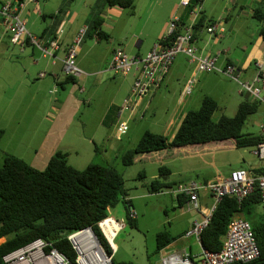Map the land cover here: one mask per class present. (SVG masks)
<instances>
[{"label":"rangeland","instance_id":"obj_1","mask_svg":"<svg viewBox=\"0 0 264 264\" xmlns=\"http://www.w3.org/2000/svg\"><path fill=\"white\" fill-rule=\"evenodd\" d=\"M40 1L43 4L48 2V11H45L47 18H59V11L60 13L67 12L68 15L71 14V17L75 15L82 16L80 20L73 19L74 22L82 24L87 19L86 13L90 12V8L92 10L97 8L101 0ZM170 2L172 0H164V3ZM43 4L41 9H44ZM224 5L227 7L224 17L229 19L228 21L224 20L226 37H216L215 34L210 35L209 33H207V36L211 41L218 40V43H221V45L224 43L222 48H225L226 45L232 47L236 60L242 62L246 53L251 50L254 40L259 37L262 28V22L259 18L253 17V8L259 7L264 13V5L256 3L254 6L245 8L247 10L251 8V11L245 10L241 12V6L235 5L233 0H205L204 3L205 7L209 9L214 8L217 11ZM122 9L125 11V14L122 17L120 27H125L126 22L131 18L129 25L136 29V33H139L143 23L149 20L155 22L156 26L146 29L150 36L156 34L162 12L157 13L158 18L156 22L154 19L147 17L146 8L140 17L135 15L136 8L134 12L130 8ZM237 15L239 16L238 21L235 23V27L237 26V28L233 32L231 29ZM0 31L2 32V30ZM220 31L219 29L218 33ZM86 39L87 42L92 41L89 37ZM108 40L102 39V41ZM119 42L121 41L115 42L116 48L124 49L125 43L121 42L119 44ZM13 50L16 53L12 54ZM19 50H22V47L11 43L10 35L8 37V35L0 33V127L5 130L0 142V168L3 166L6 153L15 154L32 164L33 162L35 163L37 152L42 151L46 156L54 149L55 151L51 156L57 152L65 153L68 163L78 169H84L91 163L113 166L123 175L127 191L125 199H121L114 207L109 209V216L125 223V226L120 229L114 238V260L116 263H159L161 253L166 252L165 250L158 249V237L160 233L165 232L168 236L175 235L176 231H179L184 224L185 220L183 218L187 216H178L181 209L171 189L165 187L160 192L151 191V182L157 176L161 179L165 178L160 173V168L164 165L163 163L158 164L159 161L154 162L152 160L146 162L137 160L130 165H126L123 163V154L129 148L135 146L148 130L170 136L171 132L176 128L178 120V117L175 118L172 126H168L171 119V110L168 109L178 99L175 92L171 88L164 86L162 90L165 93L164 96L153 99L150 104L149 102L144 103L145 106L146 104L148 105L146 110L135 111L130 117L124 114L119 118L117 116L118 110L124 105L125 101L121 97L124 91L123 84L121 86L120 83L115 81V78L105 80L98 86L99 91L95 97V101L89 103L86 101L88 97L87 90L91 87L83 83L79 76L74 77V81L66 82L67 75H65L64 71L61 75V80L65 82L64 85L67 88L74 85L86 88L85 92L80 91L78 88L77 94L82 99V102L75 113L72 114L69 111V107H67L74 104L71 100L67 99L68 91L63 89L62 84L59 85V94H53L47 88V95L44 98L42 97L44 93L40 91L37 95L39 97L37 100H34L30 105H23L18 108L9 99L7 101L9 91L17 84L20 78L24 77V71L22 70L25 67L32 68L30 66L31 60ZM35 51L37 52L36 54H41L36 47ZM42 53L44 54L43 51ZM4 57L14 60V67L12 69L15 72L13 75H9L6 72L8 63ZM32 58H37V56L33 54ZM187 58L190 60V57L187 56ZM76 62L77 56L75 64ZM252 69L253 66L250 70L252 71ZM111 71L119 73L120 79L122 78V72ZM210 73L214 77L207 85H209L210 90L216 96L219 104V108L214 113L213 119L217 121L222 115L234 116L240 102H242L239 100L240 97L237 96V91L241 88L240 84L225 75L223 76L222 73L216 71H211ZM215 76H220L221 78L219 79ZM50 78H52L51 75L48 76V79ZM36 79L38 80L39 77ZM173 84H181L180 86H183V81L175 80ZM193 87H197L196 81ZM113 98L115 99L114 101H112ZM111 102L113 104L109 112L108 105ZM55 104H60L63 108L67 107L61 121H59L60 123L56 124L55 122H51L49 116L45 117L47 110L53 112ZM128 111L130 112V110ZM42 117H45V119L43 118L44 122L41 123L38 129L30 127L31 121L39 122V118L42 120ZM252 119H256V122L252 121ZM123 120L127 121L130 130L125 135L119 136L118 126ZM262 128H264V102L258 101V110L248 117L243 127V132L250 130L261 132L260 129ZM249 148L252 147L237 148L235 150L236 154H230V159L239 155V151H246ZM192 176L196 179L200 178L198 177L199 174H192ZM128 199L132 203V209L137 212V217L134 218L133 222L128 218L129 209H127L125 202ZM192 208L193 210L195 209L194 207ZM205 211H208V208ZM263 213L264 208L262 204H258L254 206L251 213L246 214L247 217L245 218L253 224L255 221L260 220ZM4 240L5 238L0 240V243ZM188 242L193 244L194 253L200 251L199 245L193 238L188 239Z\"/></svg>","mask_w":264,"mask_h":264},{"label":"crops","instance_id":"obj_2","mask_svg":"<svg viewBox=\"0 0 264 264\" xmlns=\"http://www.w3.org/2000/svg\"><path fill=\"white\" fill-rule=\"evenodd\" d=\"M22 1H24V5L21 8V16L26 19L28 30L37 35L44 43H47V41L51 39H58L59 47L54 51V55L51 56L48 54L46 55L45 53L43 54L37 46L30 42H27L24 47L20 45L22 50L19 51L31 60L30 66L32 68L25 67L22 70L24 71V77L20 78L17 84L9 91L7 101L9 99V101L18 108L23 105H30L34 102V100H37L39 98L37 95L40 91L44 93L42 94V97L44 98L47 95V88L51 91V93L59 94V85L63 83V89L68 91L67 99L71 100L74 104L67 107H69V111L72 114L77 111L82 102V99L77 94L78 88L83 92L86 91V88L80 87V85H74L67 88L64 85L65 82H62L61 80V75L64 73L63 59L79 28L84 25H90L92 21L91 18H94L97 15H100L103 19L102 28L105 32L110 34V37L108 41H102V39L98 38L95 34L90 36L88 33V36L85 37L80 49H78L76 64L83 71V74L79 76L80 80L91 87L87 90L88 97L86 101L89 103L94 102L99 91L98 86L100 83L105 80L115 78L117 83H120L121 86L122 84L124 85V91L121 97L125 100L124 105L119 108L117 116L121 118L125 114L127 117H130L135 113V111H140L141 109L146 110L148 105L146 104L145 106L144 103L149 102L150 104L153 99L164 96L165 93L162 90L164 86H167V88H171V90L175 92L176 97H178L176 103L171 105L168 109L171 110V119L168 126H172L175 118L178 117L176 128L171 132L169 136L170 138L175 136V133L187 112L191 109H196L201 105V99L203 96L208 95L217 99L212 90H210L209 85H207L209 81L213 80L214 75L210 73L211 71L199 70L196 62L189 60L186 54L180 53L173 61L169 71L163 75L161 83L157 88L142 97H132L131 89L135 80L134 73L132 72L127 75L122 74V78L120 79L118 75L119 73H113L109 66L112 60L113 51L117 47L115 46L116 41L125 43L124 49L130 55L145 56L153 49L159 39L168 34L169 23L172 16L179 15L181 18L180 24L183 27H195V25H198L195 32V45L198 48V53L201 55L218 56L216 65L219 67L224 68L227 65L236 66L241 70V78L243 77L242 80L253 81L257 73V63L264 62V37L261 35V32L259 37L252 43L253 46L251 50L246 53L242 62L236 60L232 47L226 45V49L222 48L224 43L221 45V43H218V40L211 41L208 38L207 33L210 35L215 34L216 37H226L224 20L228 21L229 19L224 17L227 10L225 5L217 11L214 8L209 9L205 7V0H203L201 5H199L200 7H195L192 4L191 6H184L182 4L183 0H172L170 3H164V0H143L142 2L141 0H136V16L140 17L146 8L147 17L154 19L157 22V13L162 12L157 32L154 36H150L146 28L156 26L155 22L149 20L145 21L141 26L139 33H136V29L129 25L131 20L130 18L126 22L125 27L122 28V26L120 27V23L125 11L118 6H106L105 0H101L98 3L99 5L97 8L93 10L90 8V12L86 13L87 19L82 24L73 21L74 18L80 20L82 16L75 15L74 17H71V14L68 15L67 12L60 13L59 11V18H47V13L45 11H48V2L43 4L40 0ZM233 3L235 5H240V11L244 12L247 10L245 9L246 7L254 6L256 3L264 5V0H233ZM42 4L44 9H41ZM194 7V11L191 10V8ZM199 8H201V10H199ZM258 9L259 7L253 8L254 18L258 14ZM247 11H251V8ZM90 15L91 18L89 19ZM238 17L239 16L237 15L234 19L235 21L231 29L233 32L237 28V26L235 27V23L238 21ZM211 21L213 23L215 22L214 25L218 26V30H221L219 33L218 30L213 34L207 31V27L209 26L208 23ZM60 28L62 29V32L58 33ZM122 29L124 30L123 32ZM0 30H2V32L0 31L1 34L8 35L9 37L10 33L2 23L1 18ZM87 37L91 38L92 41L87 42ZM121 42H119V44H121ZM16 45L19 46V44ZM35 47L41 52V54H36L37 52L35 51ZM13 53H16V51L13 50L12 54ZM33 54H35L37 58H32ZM4 59H6L8 63L6 72L9 75H13L15 72V70L12 69L14 67V60L9 57H4ZM252 66L253 69L251 71L250 69ZM42 72L45 73L44 76H40V73ZM49 75H51L52 78L48 79ZM38 77L39 79L37 80L36 78ZM215 77L219 79L221 78L220 76ZM175 80L183 81V86H180L181 84L174 85L173 83ZM195 81L197 82V87H193ZM256 86L261 87L262 83H256ZM188 87H191L190 93L186 92ZM263 90L264 89H262L261 92L262 95ZM237 96L240 97L239 100L241 101L255 100L254 97L249 92L244 91L242 87L237 91ZM126 99H129L130 101L125 104ZM114 100L115 99L113 98L112 101ZM131 101L132 105L130 106ZM112 104L113 102L108 105L109 112L112 108ZM67 107L63 108L60 104H55L53 112H49L47 110L45 117L47 118V116H49L51 122H55L56 124L61 121ZM128 110H130V112ZM45 117H42V120L39 118V122L31 121L30 127L38 129L41 126V123L44 122ZM252 121L256 122V119H252ZM120 123H127V121L123 120ZM129 130L130 127L128 128V131ZM260 131L261 132L250 130L248 133L261 136L262 140H264V128L260 129ZM118 133L119 136L125 135H122L119 131ZM237 148L239 147L236 145L235 140L227 139L222 141H212L204 144L185 145L172 149L165 148L157 151L141 153L135 157L134 162L137 160L145 162L149 160L154 162L159 161L158 164L163 163V166L169 168V172L163 181L168 183V188L171 189V192L176 196L181 209L178 216H187L183 218L185 220L183 226L179 231H176L175 235H173L176 236V240L167 245L166 248L177 251L193 250V244L189 243L187 239H184L181 236L184 235V233L193 225L195 221L203 218L206 213L205 210L209 208L214 201L213 196L209 191L201 190L199 192L200 209L193 210L190 196L176 191L179 185L189 183L191 181L201 183L212 182L228 176L233 169L237 168H243L250 174H254V170L264 169V158L256 153V147L249 148L246 151H239V155L230 159V154H236L235 150ZM54 151L55 149L46 156L42 153V151L37 152V157L35 158L36 164L33 162L32 165L36 168L44 169ZM39 159L41 160L38 161ZM178 160L180 161L178 162ZM192 174H199L198 177L200 178L196 179L192 176ZM157 178L159 177L157 176ZM236 216L245 218L243 213H239Z\"/></svg>","mask_w":264,"mask_h":264},{"label":"trees","instance_id":"obj_3","mask_svg":"<svg viewBox=\"0 0 264 264\" xmlns=\"http://www.w3.org/2000/svg\"><path fill=\"white\" fill-rule=\"evenodd\" d=\"M202 2L190 0L189 6L192 4L196 7ZM105 5L130 8L134 12L136 0H105ZM256 17L262 22L261 35L264 37V13L261 9H258ZM211 22L209 26L215 24ZM102 23L100 15L92 19L88 25L90 36L95 34L100 39H109L110 34L103 30ZM197 26L193 27L194 37ZM184 28L179 23L173 35H166L167 39L166 36L162 37L159 42L170 44L172 37L183 32ZM74 80V76L66 78V82ZM218 108L219 104L214 97L205 96L198 108L187 112L173 138L148 130L135 146L123 154V163L130 165L138 154L165 148L227 139L235 140L238 147H256L262 141L261 136L243 132L248 117L258 110L257 99L242 101L234 116L222 115L216 121L213 115ZM4 132L0 127V142ZM168 172L169 168H160L163 177ZM253 173L256 176L264 174V169L254 170ZM150 186L152 192H160L169 187L161 178L154 179ZM126 193L124 177L113 166L91 163L84 169H78L68 163L65 153L57 152L44 169H39L15 154L6 153L0 168V240L5 238L0 243V264H3L4 255L38 238L48 243L47 250L56 248L75 264L76 252L67 236L88 227L95 231L107 251L112 253L99 222L109 216L110 208L125 199ZM125 202L129 209L128 218L133 222L134 218L130 217L132 203L130 199ZM258 204H261V192L257 183L255 190L241 202L233 195L224 196L202 233L204 246L212 251L220 250L231 219L239 213L247 217L246 214L251 213ZM251 225L260 256L247 264H264V213L260 220ZM174 240L176 236L160 233L158 249H164ZM114 263L135 264L116 263L115 260Z\"/></svg>","mask_w":264,"mask_h":264},{"label":"built area","instance_id":"obj_4","mask_svg":"<svg viewBox=\"0 0 264 264\" xmlns=\"http://www.w3.org/2000/svg\"><path fill=\"white\" fill-rule=\"evenodd\" d=\"M189 3L190 0L182 1L184 6H189ZM23 5L24 1L22 0H0V18L10 33V40L22 47L30 42L45 54L53 56L54 51L59 47V40L51 39L44 43L37 35L31 33L27 28L26 19L21 16ZM180 20L179 15L172 16L167 36L175 33ZM217 29L218 26L214 24L207 27V31L212 34ZM61 32L62 29L60 28L58 33ZM87 33L88 25L80 27L66 51L63 68L67 76L76 77L83 74V71L76 66L75 58ZM172 38L170 44L157 42L145 56L130 55L123 48L114 50L110 69L126 75L133 72L135 75L131 89L132 97H142L157 88L175 58L180 53H184L190 57L191 61L196 62L199 70L220 72L237 81L242 89L249 92L254 99L264 102V95L261 93L264 89V62L257 63V73L253 81H244L241 78V70L236 66L219 67L216 65L218 56L198 53L193 26H186L183 32L177 33ZM44 75V72L40 73V76ZM256 83H262V86L257 87ZM186 92L190 93L191 87H188ZM129 101L126 99V102ZM128 128L127 123H120L118 131L123 135L127 133ZM256 153L264 158V140L256 146ZM256 183L261 192V204L264 208V174L256 176L243 168L233 169L228 176L212 182L191 181L179 185L176 191L188 194L191 204L196 210L200 209L199 192L201 190L209 191L214 201L203 218L195 221L181 236L187 240L193 238L199 245L200 251L194 253L192 249L177 251L165 247L162 250L166 252L161 253L160 262L157 264H247L255 261L260 256V248L252 225L246 218L235 216L231 219L220 250L212 251L206 248L202 243V233L224 196L233 195L241 202L255 190ZM130 217H137V212L132 208ZM124 226V221H119L112 216H108L99 222V227L113 250L112 253L107 251L91 227L70 233L67 238L76 252L75 264H115L114 238ZM47 246L48 243L38 238L4 255L3 264H74L56 248L47 250Z\"/></svg>","mask_w":264,"mask_h":264},{"label":"water","instance_id":"obj_5","mask_svg":"<svg viewBox=\"0 0 264 264\" xmlns=\"http://www.w3.org/2000/svg\"><path fill=\"white\" fill-rule=\"evenodd\" d=\"M92 231L94 232V230L92 229ZM94 234H96L95 232H94Z\"/></svg>","mask_w":264,"mask_h":264}]
</instances>
